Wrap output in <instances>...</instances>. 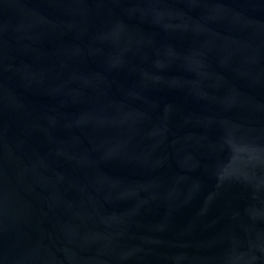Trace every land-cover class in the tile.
Here are the masks:
<instances>
[{
  "label": "water",
  "instance_id": "95a60500",
  "mask_svg": "<svg viewBox=\"0 0 264 264\" xmlns=\"http://www.w3.org/2000/svg\"><path fill=\"white\" fill-rule=\"evenodd\" d=\"M0 264H264V0H0Z\"/></svg>",
  "mask_w": 264,
  "mask_h": 264
}]
</instances>
